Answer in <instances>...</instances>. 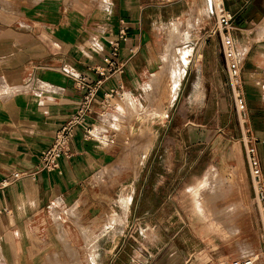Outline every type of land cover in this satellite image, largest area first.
Masks as SVG:
<instances>
[{
    "label": "crops",
    "instance_id": "1",
    "mask_svg": "<svg viewBox=\"0 0 264 264\" xmlns=\"http://www.w3.org/2000/svg\"><path fill=\"white\" fill-rule=\"evenodd\" d=\"M233 3L225 8L234 15L229 34L245 69V129L248 143L258 148L264 172V0L259 7H253L252 0ZM206 4L208 14L204 0H0V179L14 172L25 174L0 191V211H8L0 214V264H74L63 256L82 252L83 238L96 234L92 223L102 224L107 217L108 225L109 191L116 188L109 189L105 180L118 172L125 153L122 140L129 132L122 136L112 125H130L120 122L125 115L116 120L110 116L126 114L130 99L138 112L140 105L146 107L142 102L149 103V87L155 88L151 84L165 73L167 49L175 47L178 33L190 35L176 48L193 52L194 46L187 43L194 40L196 26L213 16L212 1ZM121 19L128 36L120 49L126 66L104 82V90H117L111 106L102 104V92L94 104L95 138L85 140L82 130H76L71 158L61 159L60 170L37 172L33 180L41 154L79 106L82 91L69 72L96 77L92 68L103 64ZM218 39L216 51L214 39L195 43L198 62L203 68L205 62L216 67L219 50L227 72L219 35ZM205 78L203 72L197 86ZM216 84L224 91V84ZM137 122L135 118L131 125ZM113 168L116 171L110 172Z\"/></svg>",
    "mask_w": 264,
    "mask_h": 264
},
{
    "label": "rangeland",
    "instance_id": "2",
    "mask_svg": "<svg viewBox=\"0 0 264 264\" xmlns=\"http://www.w3.org/2000/svg\"><path fill=\"white\" fill-rule=\"evenodd\" d=\"M204 1L208 14L210 7ZM261 1L252 0L253 7H259ZM233 2L226 0L225 4L228 7ZM214 22V16L203 19L196 26L194 40L187 43L194 46L186 67L189 75L185 72L179 78L176 100L169 107L166 100L162 102L166 116L149 119L140 110L143 118L147 117V132L142 137L132 136L130 130L138 113L128 110L110 116L116 120L115 116L125 115V121L120 122L131 125H112L122 136L129 131L122 140L124 158L117 166L123 168L105 180L109 189L116 188L109 191L112 200L106 214L112 213L108 225L107 217L102 224H91L97 235L83 238L82 252L64 259L74 264H222L224 260L251 257L263 249L262 226L246 158L252 144L248 143V134L244 138L221 52L218 50L216 67L205 62L203 68L197 58L195 43L204 39L208 43L214 39L213 47L219 49L218 34L209 32ZM160 40L161 44L165 41V32ZM174 41L178 42V35ZM201 70L206 78L197 86ZM244 71L243 67V80ZM212 75L213 79L209 78ZM214 81L224 84V91ZM142 103L148 106L146 100ZM139 125L137 122L134 129ZM154 133L157 141L152 155L135 185L131 155ZM132 143L135 151L130 149ZM88 242L92 244L93 260L87 251ZM101 249L105 250L103 255Z\"/></svg>",
    "mask_w": 264,
    "mask_h": 264
},
{
    "label": "built area",
    "instance_id": "3",
    "mask_svg": "<svg viewBox=\"0 0 264 264\" xmlns=\"http://www.w3.org/2000/svg\"><path fill=\"white\" fill-rule=\"evenodd\" d=\"M212 11L215 22L209 32L211 34H218L221 38V51L226 64L234 106L238 113L241 127L244 128L243 134L246 135L249 131L245 129L248 106L244 90V80L242 78L243 60L234 38L229 34V30L233 27L234 15L225 8V0H212ZM127 38L126 21L125 19H121L118 36L116 39L110 41L111 47L103 57V64L92 68L96 77L92 79L85 73L69 72L70 77L75 81L76 87L82 91L80 103L74 114L57 131L52 145L41 154L38 170L32 174L33 180H36L37 172L60 170L61 159L71 158V142L76 130H82L85 140L95 138L94 132L96 126L94 122H91V118L94 116V104L102 92V104L111 106L117 90H104L103 85L111 76L124 72L126 64L125 60L120 57V49L121 41H125ZM246 158L262 226L264 243V172L258 148L254 145L249 146ZM24 175L21 172H14L11 177L1 178L0 191L8 189L14 181L21 180ZM7 212V210H2L0 214ZM262 260H264V246L259 254L243 259L224 260L222 264H262Z\"/></svg>",
    "mask_w": 264,
    "mask_h": 264
},
{
    "label": "bare ground",
    "instance_id": "4",
    "mask_svg": "<svg viewBox=\"0 0 264 264\" xmlns=\"http://www.w3.org/2000/svg\"><path fill=\"white\" fill-rule=\"evenodd\" d=\"M177 25H179V24H177ZM186 29L184 31H186ZM177 30H179V29H177ZM179 31H177V32H179ZM187 31H189V30H187ZM184 33H186V32H184ZM180 34L178 33V42H176V41L173 42L175 44V47L172 46L171 47L172 49L171 48L167 49V51L170 50V52H169L170 53V57H169L170 59H169L168 63L164 64L166 66H163L165 69V73H163L161 75L158 74V76L156 74L157 79L154 81H156L157 84L155 82L154 83L156 85H152L151 84L152 82L150 83L151 86H156L155 88L148 86L150 88V93L149 92H146V93H149L148 97H149L150 106L143 107L142 105H140L141 110H144L147 113V116L149 119L157 118L160 115L166 116L167 115L166 107L165 108L163 107L162 102L164 100H166L167 103H169V105H168V107H169L176 100V97H177V94L179 91V78L183 76V74L185 72V67H187L189 60H190L191 53H192L191 49H186L182 46H179L178 48H176V45L183 43L186 39L189 38V35H190V33L184 34L183 36ZM163 72H164V70H163ZM130 100H128V104H129L128 110H131V113H134V114L138 113L139 114L137 120H138L139 124H141V125H139V127L136 130L134 129L133 126H131V129H130L131 134H132V136H139V137L141 136L142 137V135H144L145 131H146L144 128V124L147 120L146 119L147 117L143 118V115L140 112H138L136 110V108H134L136 105L134 106L133 101H130ZM159 101L161 103L160 105H158ZM139 108H138V110H139ZM142 113H144V112H142ZM147 130H148V128H147ZM148 132H150V131H148ZM156 139H157L156 133H154L152 135L150 134L148 142H146L142 146L138 145V146H140V149H138L139 151L134 153L133 156L131 155V158L134 157L133 158V177H134L135 181L139 178L141 171L143 169V166L145 165V162L148 159V156H149V154H150V152L154 146ZM134 143H135V141H134ZM130 147H131L130 149L135 151L136 148L134 149L133 143L131 144ZM122 168L117 167L118 171H120ZM107 176L110 177V176H112V174L109 173ZM131 199H132V196H131ZM87 251L89 253H91L90 256L92 257V260H93L94 259V253L92 250V244L90 242H88Z\"/></svg>",
    "mask_w": 264,
    "mask_h": 264
}]
</instances>
